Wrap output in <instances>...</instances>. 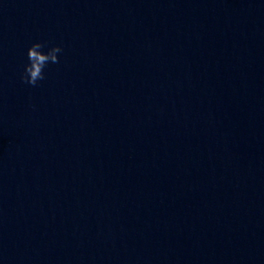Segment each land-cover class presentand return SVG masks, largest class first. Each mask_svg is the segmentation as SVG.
<instances>
[{"label":"clouds","instance_id":"1","mask_svg":"<svg viewBox=\"0 0 264 264\" xmlns=\"http://www.w3.org/2000/svg\"><path fill=\"white\" fill-rule=\"evenodd\" d=\"M47 48L45 51L44 49ZM63 49L59 45H53L48 47L46 43L34 42L27 49L28 63L24 65V70L21 75L23 83L37 86L40 81L45 79V69L49 64H58L59 53H62Z\"/></svg>","mask_w":264,"mask_h":264}]
</instances>
